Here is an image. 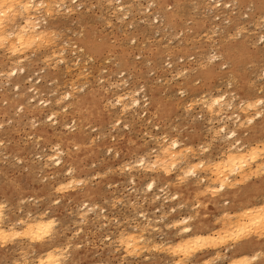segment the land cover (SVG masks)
Masks as SVG:
<instances>
[{"label":"rangeland","instance_id":"374dc122","mask_svg":"<svg viewBox=\"0 0 264 264\" xmlns=\"http://www.w3.org/2000/svg\"><path fill=\"white\" fill-rule=\"evenodd\" d=\"M40 1L32 15L43 17L42 41L16 55L8 53L13 39L0 45V203L5 226L30 214L51 217L54 230L41 243L22 235L0 241V264L35 262L57 246L66 247L63 264H229L232 255L257 250L263 254L246 264H264L258 227L188 258L168 248L183 237L176 220L190 217L194 232L215 235L234 213L264 203V0H66L69 10ZM19 15L8 24L23 25ZM13 67L24 72L7 78ZM221 95L233 110L209 113L207 99ZM132 97L139 109L124 112L118 98ZM258 99L261 116L248 123L257 111L245 104ZM235 115L244 124L234 126ZM223 125L244 146L263 150L221 192L211 186V170L228 151L222 132L214 134ZM175 140L184 163L167 173L138 167ZM55 154L60 166L48 159ZM201 159L213 174L205 165L196 178L182 177ZM83 204L96 208L82 223ZM129 233L145 242L128 253L119 237Z\"/></svg>","mask_w":264,"mask_h":264},{"label":"bare ground","instance_id":"6f19581e","mask_svg":"<svg viewBox=\"0 0 264 264\" xmlns=\"http://www.w3.org/2000/svg\"><path fill=\"white\" fill-rule=\"evenodd\" d=\"M69 1L71 2V0H69ZM56 2H57L56 3L57 4L56 7H58V9H60L61 7L63 9V7H64L65 10H69V8H71L70 5H67L68 2L66 3V0H59V1L57 0ZM153 2H155V1L154 0L153 1L152 0H148L147 1V3H149V6L152 5ZM218 2H220V0L217 1V3ZM54 3H55V1H54ZM73 3H76V2H73ZM42 4H44V3L42 1H40V0H0V29L1 30L4 29L5 27L7 28L8 25H9V27L12 26V23L13 22L10 23V24H8V22H10L9 20H12L14 17H16L17 13L18 14H21V16H24V17H21L19 15L16 18V19H18V17H21L19 19L21 21L24 20V22H23L24 24L23 25H20L19 24L20 26H17V25H15V23H13V26L11 28H9V29L7 28L9 31H7V30L5 31V29H4V31H5L4 33H3V31L2 32L0 31L1 34H2V35H0V45H2V44L5 45L7 42H9L10 39L11 40L13 39V41H11L12 43L9 42V43H11L10 44L11 47L9 46L11 49H9V50L7 49L8 50V53H9V51H12L13 54H15L14 52H17L18 49H21V48H22V50L25 49V48L27 49V47L29 48L31 46H34V44L37 45L39 41H42V40H40V37L45 32L43 30H41V28L38 26L39 25L37 23L38 22L37 21V18L38 17L36 16L37 18H35L34 15H32V12L35 11V9L38 8L36 12H38L39 9H41V5ZM115 6H117V5H115ZM118 6H120V5L118 4ZM219 6H221V5H219ZM114 10L115 11H118V10L122 11L123 8L120 6L117 10L115 8H114ZM120 18L121 17H119V19ZM154 19H156V18H154ZM14 25L17 26V27L15 28ZM42 32H43V34H41ZM45 35H46V33H45ZM45 35H44V37H45ZM262 39H263V35H262ZM9 43L7 45H9ZM18 47H20V48H18ZM4 48H6V47H4ZM7 48H8V46H7ZM12 57H15V56L13 55ZM20 59L21 58H19L18 60H16L17 61L16 64L17 63L18 64L21 63V60ZM16 64L14 66H16ZM16 67L11 68L9 70V73H5L7 78L12 77V76H16L20 72H22V73L24 72V71H22L23 69H19L18 70V68H16ZM14 87H16L17 90L19 89L17 85H15ZM225 97L226 96L221 95V96H217V97H214L213 96L211 100L210 99H207V101H206L207 103H206L205 107L208 108V110L210 111L209 113H211V114L214 113V112L215 113L216 112L217 113H220L218 111H222V109H224V108H226L227 110H230V111L233 110V103H232V101H226L225 100L226 99ZM209 98H211V97H209ZM123 102H124V100L118 98V104H120V106H121L122 110H124V112L127 111L126 109H127L128 106H130L131 110H132V108H134L135 110L134 109L133 110L135 112H137V110L139 109L140 102H139V99L136 98V97L130 98V102L129 103L124 104L125 102L124 103ZM202 102L204 103V101H202ZM255 102H251L253 104H251V103L249 104V102H248V105H246L247 104L246 103L245 104L246 108L248 107V109H253L254 111H257L254 106H257V107L258 106H262L263 105V100L262 99H258ZM64 107H62V108H64ZM226 109H224V110H226ZM128 110H130V109H128ZM133 110H132V112H133ZM261 111L262 110H260V112L259 111L255 112V114H254L255 117L254 118H252V117L250 118L249 117V120H247L248 123H253L256 118H260ZM232 115L233 114L231 113V116ZM51 116L53 117L51 119V121H56L55 114L54 113H51ZM235 119H236V121L234 122L235 123L234 126H237V122L239 123L242 119L240 118L239 115H235ZM246 119H248V118H246ZM240 123L244 124L243 122H240ZM240 126H241V124H240ZM238 127H239V125H238ZM226 129L227 128L223 125V126H221L217 130V132L214 131L215 132L214 134H215L216 137H217V135H216L217 133L219 134V133L222 132L223 135L222 134L221 135L223 136V138H221L222 137L221 136L220 139H222V140L224 139L226 142H228V148L226 149L228 151H226V153L223 151L226 154V155L224 154L225 157L222 155L223 156L222 160L220 162H218V163H216L217 161L215 162L214 167H212L213 170L209 169L208 167H210V164L209 165L206 164L202 159L201 160H198L199 161L198 163H196L197 161L194 162L193 165H190L191 163L189 162L190 164H188V166L186 165V168L184 167L186 169V171L184 172V174H181L182 177H184V178L186 177L187 178V177H190L191 176V177H195L196 178L197 171L199 170V168L200 169H203L205 167V165H206V167L209 169V171L211 170L214 173V176H215V178L213 177L211 179L212 184H213V182H216L218 191H221L222 192V191L225 190V188H227L226 183L228 182L229 179H231L230 176H234V175H237L238 173H241L243 171V169L247 168V166L249 167L250 165H252V163H255L257 160L259 162V159H260L259 157L262 156V154H260L258 152L259 148L252 147V146H250L248 148V146H244V144L241 143V141H240V139L238 137V133H237V131L235 129H230L228 131H226ZM213 137H214V135H213ZM178 147H179V143L176 140L175 141H172V143L169 146H165V147L163 146V149L160 150L161 151L160 152V156H161L160 158L159 157L157 158V156L159 154L158 155L156 154V152H157V150H156L154 153L157 156H156V158H155V156H153L155 158V160L152 159V161H151L152 163L149 162L150 159L147 160V158L141 157L137 161V165H138V167H141L142 169H146V171L148 170L149 172L152 171V170H150L152 168L147 169L150 165L154 166V169L155 168L157 169V167L159 166L160 169L162 168L167 173L168 169H170V171H171V169L172 170L175 169L176 166L179 163L183 162L182 159L184 158V155L182 153L181 154L182 156H181L179 154L180 152L177 153L176 150L179 149ZM262 148L264 149V147H262ZM55 149H56V147H55ZM159 149H160V147H159ZM263 149H260L259 151L261 152V150H263ZM56 151L59 154H61V151H59V148H57ZM50 158L51 159L54 158L52 160V162H54L53 164L56 165V166H60V164L62 163V159L59 156H57L56 154L53 155V156L51 155V157L49 156L48 159L50 160ZM183 160H185V158ZM258 162H257V164H258ZM262 162L264 163L263 159H262L261 163ZM263 163H262V166L264 165ZM262 166L260 165V169L261 170H263L262 168H264V166L263 167ZM128 170H129V168H128ZM157 170H159V169H157ZM228 172H230V174H228ZM211 173H210V176H213L212 175L213 173L212 174ZM68 175L70 177L69 178L70 180H67L66 182L68 183V181H70V183L73 185L72 182H73V179L74 178L72 177V172L69 171L68 172ZM131 177H130L131 182L134 184V180ZM211 181H209V182H211ZM229 182H230V180H229ZM240 182H241V180H240ZM78 183H80V182H78ZM71 184H68V186H70ZM146 185H147L146 186L147 187V190L149 192H152L153 191V188H154V185H155V182L153 180H151ZM210 185H211V183H210ZM214 185H215V183L213 185H211V186L213 187ZM70 187H72V186H70ZM62 188L63 187H61V189ZM65 188H66V186H65ZM208 188H210V186ZM58 189L61 190L59 187H58ZM156 196L158 197V195H156ZM176 198H178V196H175L174 197V199H176ZM83 205L85 206V207L82 206V207H84L83 208V210H84L83 214H82V212H81V214H78L77 213V215H81V222L82 223L84 222V220L86 218V212L90 211V212H93L94 213V209L96 208L95 206H93V208L92 207L86 208V207H88V204H83ZM3 208L4 207H3L2 203H0V241L2 243L3 242H6V241H11L12 242V240H16V238L21 237L20 235H22L23 237H25L28 240H33L36 243H41L43 239H45L48 236H50L51 231L53 229V224H54V220L51 217H48V216L47 217H41V215H40V217H38L39 215L37 217H33L32 215L29 214V215L26 216V219H18L14 223L9 224L8 226H5L4 224H2V219L4 217V213L2 212L3 211ZM171 211L172 210H170V212ZM234 214L235 215H232L233 220L231 219L230 222H227L228 225L225 227V229H222L223 230L222 232L219 233L217 231H214V232H217V233H215V235H212L213 233L212 234H208V233H204L203 234V233L194 232L193 229H192V226L189 224L190 221H191V218L190 217L181 218L180 220H182V221H177L176 220L175 222L177 224L178 223L183 224L182 225L183 227L179 229V232L183 234V237L180 239V241H177L176 244H174L172 246H171V244H169V246L167 245L168 248H171V250H172V251H170V250L169 251L172 252L173 254L185 253L186 254V255L184 254L185 258H188V257H190V255H192L196 251H198L200 249L202 251V249H204L208 245H213L215 243H222V241L225 244L226 241H224V239L227 236L230 237V236H233L235 234L238 235V236H240V235L241 236H244L243 234H245V235L246 234H249V233H246L247 232V229L248 230L250 229L249 231H251V229H253L254 227H258L262 231H264V203L263 204H260L258 206L246 207L244 209H241L240 212H239V214H238V212L237 213H234ZM44 215H45V213H44ZM177 224H174V225L177 226ZM254 229H257V228H254ZM142 231L143 230H140V232H142ZM246 236H248V235H246ZM142 237L143 236L141 234H138V235L136 234L135 235V234H132V233L131 234L129 233L127 235L126 234L125 235H121L119 237V244L121 243L124 246L123 248H125V251H127V252L128 251L133 252V251L138 250L137 245L139 243H143L144 244L145 241H143V238ZM249 242L250 241H248V240H247V242L244 241L237 248V250H242L243 246L247 245ZM57 248H58V246H57ZM57 248H53L54 250L53 249L46 250L45 253L43 252V255H41V257H36L38 259L35 262H31V263H28V264H63L64 258H65V254H66L65 253L66 247H64L65 250L64 249H60V248H58V250H57ZM154 248L157 249L159 247L156 244V245L153 246V249ZM233 254H235V253H233ZM262 254H263L262 252H260V251L257 250L256 252H254V254H251V255H248V254H241V255H238V256L237 255L236 256H233L232 255V258L229 261V264H244V263L246 264V263H249V262L252 263V262L257 261L259 259V256L262 255ZM126 255H128V254H126ZM23 259H26V258L24 257ZM172 263H174V262H172ZM177 263L180 264L179 262H176V264Z\"/></svg>","mask_w":264,"mask_h":264},{"label":"built area","instance_id":"2783aa9c","mask_svg":"<svg viewBox=\"0 0 264 264\" xmlns=\"http://www.w3.org/2000/svg\"><path fill=\"white\" fill-rule=\"evenodd\" d=\"M74 5V4H73ZM75 6H77V3L75 4ZM38 20L39 21H41V22H43L42 20H43V17L41 18V17H38Z\"/></svg>","mask_w":264,"mask_h":264}]
</instances>
